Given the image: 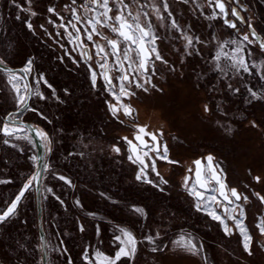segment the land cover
Segmentation results:
<instances>
[{
	"label": "rangeland",
	"instance_id": "1",
	"mask_svg": "<svg viewBox=\"0 0 264 264\" xmlns=\"http://www.w3.org/2000/svg\"><path fill=\"white\" fill-rule=\"evenodd\" d=\"M82 2L77 0L78 4ZM17 3L28 6L25 0H17ZM69 3L70 0H32L31 8L36 16L20 12L16 7L14 13V19L20 16L17 21L22 22L37 46L36 54L27 57L23 67L29 59L33 60L32 73L28 75L31 86L39 87L46 97L41 100L33 96L30 106L36 111H26L21 119L30 115L33 127L46 132L51 141L49 151V146L41 139L45 163L50 165V170L43 174L41 188V223L48 264H86L82 258L85 249L90 257L97 251L113 257L118 248L114 236L120 235V228L130 231L136 237L137 245L131 260L122 257L117 264H264V235L259 234L255 226L256 221L264 218L263 203L256 195L264 196V99L249 103L246 91V87L264 90V80L259 75L243 72L237 76L233 70L225 77L216 71L212 60L219 43L236 39L237 29L241 33L248 32L247 24L237 23V29H230L221 18L206 19L212 12L207 7V0H196L195 3L190 0L188 4L168 0L169 10L181 28L189 35L199 37L203 43L195 45L192 55H185L181 34L170 27L167 19L165 26L160 27L161 22L153 16L160 36L157 45L169 63L156 61L152 78L156 88H149L148 92L134 89L136 95L123 101L132 105V116L121 113L117 119L108 110L106 101H115L104 91L103 79L98 76L96 88L92 87L87 64L80 57V48L68 42L63 29L48 22L51 19L57 25L60 23L47 11L49 7H55L66 23L71 17L64 6ZM197 4L202 7L197 8ZM231 6L238 7L241 16L250 20L257 34L264 39V0H241L240 6L229 0V10ZM1 12L0 3V21ZM26 19L31 21L34 31L26 27ZM102 31L114 38L108 29ZM57 32L61 33L60 37L55 35ZM3 35L1 32L0 52L10 60L16 56L22 40L13 33ZM94 39L98 40L97 37ZM85 43L88 42L85 40ZM251 48L250 63L261 65L264 52L257 45ZM96 59L93 54V60L88 63L95 67ZM96 71L103 70L97 68ZM252 71L264 72V67ZM40 73L52 88L44 83L36 85L34 77ZM117 75L119 73H112L113 78ZM4 80L16 106L8 74L4 75ZM229 83L239 87L240 93L231 92L227 88ZM52 89L59 100L53 97ZM205 104L209 112L204 111ZM138 127H144L149 133H163L162 143L167 145L168 160H156V170L168 181L162 185L163 191L137 181L138 166L127 159L130 150L123 138L134 141ZM8 140V144L3 143L23 157L21 166L27 170L22 178L27 176L28 179L37 168V160L33 159L38 158L35 143L12 137ZM145 140L149 138L145 136ZM113 145L120 148L119 155L112 151ZM138 153L143 156L142 149L139 148ZM150 155L155 156V153ZM208 155H212L213 163L222 169L221 178L227 189L235 188L248 197L246 204L243 200L235 204H242L245 211V224L252 236L250 253L244 250L232 220H227L232 229L229 235L219 221L207 214L214 210L224 215L220 210L222 203H213L211 208L197 211V200L185 187L186 175L190 173L187 170L193 168V161L199 158L204 161ZM144 159L149 162L148 157ZM53 173L70 179L71 185ZM148 173L150 179L158 180L151 168ZM255 177H260V181L257 182ZM0 180L9 181L1 174ZM14 180L15 184L19 182ZM188 185L189 188L194 185L192 179ZM46 188H51L52 193L45 191ZM152 191L162 197L139 204L136 198L144 199L140 195ZM34 196L33 186L18 208V214L0 225V264H42L34 224ZM134 206L144 208L146 215L134 213ZM228 207L231 210L234 205ZM80 225L84 226V231L80 230ZM157 233L159 238L155 244L144 239ZM184 234H190L198 246L203 245L200 255H192L173 244ZM153 247L160 250L153 252Z\"/></svg>",
	"mask_w": 264,
	"mask_h": 264
},
{
	"label": "snow or ice",
	"instance_id": "2",
	"mask_svg": "<svg viewBox=\"0 0 264 264\" xmlns=\"http://www.w3.org/2000/svg\"><path fill=\"white\" fill-rule=\"evenodd\" d=\"M11 2L20 12H27L31 16L37 15L31 8L32 0H25V3L28 5L27 7L17 3V0H11ZM181 2L188 4L190 0H181ZM191 2L195 3L196 0H191ZM231 3L240 6L241 0H231ZM196 7L201 8L202 6L197 4ZM207 7L212 9V12L211 15L205 17L206 19L221 18L224 24L232 29H237V22L245 23L249 29L248 32L244 33L239 32L237 29L238 35L236 39L224 40L219 43L218 49L212 57L216 71L222 73L225 77L228 76L230 70H233L237 76L243 72L249 75H259L260 79L264 80V72L254 73L252 71L253 69L264 67V62L261 65H257L255 62L250 63V58L253 55L251 46L258 45L261 52H264V39H261L257 34L251 21L245 20L241 16L238 7H232L229 10L228 0H207ZM64 10L69 12L71 17L66 23L64 22L65 17L57 12L55 7H49L47 11L55 15L60 20V23L57 25L56 21L51 19L48 22L63 29L64 34L68 38V42L75 43L80 48V57L87 64L92 87L96 88L98 76L103 79L104 91L115 101V103L106 101L108 110L117 119H119L121 113L127 117L132 116L134 111L132 105L130 103L126 104L123 101L124 99L130 100L136 95L134 89L148 92L149 88H156V85L152 82L156 71V61H160L165 65L169 63L161 54L157 45L160 36L157 34L156 25L152 19L153 16L157 21L161 22L160 27L165 26L164 21L167 19L170 22V27L181 34L180 38L185 41L183 49L185 55H192L191 50H195V45L203 43L199 37L189 35L188 32L181 28L173 12L169 10L168 0H83L79 4L77 0H70V3L64 6ZM164 13H167V16ZM201 14L203 15L204 13L202 12ZM229 15L234 19H229ZM16 19L19 20L20 16L17 15ZM25 24L30 31H34L31 21L26 19ZM41 28L43 29L44 26L41 25ZM105 28L113 34L114 38H110L104 34L102 29ZM44 31L47 32V29H44ZM49 35L51 36V34ZM55 35L60 37L61 33L57 32ZM94 37H97L98 40L94 39ZM85 40L88 42L87 44ZM99 41H104V43H100ZM93 54L97 58L95 67L91 63H88V61L93 60ZM74 62L79 63V61ZM6 65L7 61L4 58H0V71L8 74V83L16 97L18 112L9 114L7 119L0 124V135L12 137L17 140L28 139L30 143H33L34 141L28 135L20 136L18 133L34 131L38 138L45 141V145L49 146L48 150L51 151V141L48 139L46 132L38 128L29 130L24 124L18 123L17 121V116L23 111H36L29 104V100L33 96H38L41 100L46 99L43 93L39 91V87L33 88L29 83L25 82L27 76L32 73L33 60L29 59L20 73L8 68ZM97 68L103 71L98 73L96 71ZM113 72L119 73V75L113 78ZM34 80L37 86L44 83L49 88H52L43 73L35 76ZM227 88L236 94H239L241 91L239 87H235L231 83L227 84ZM246 91L248 93L249 103L253 100L264 99V90L257 91L254 90V87H246ZM65 92H67L66 89ZM52 95L59 100V97L56 96L55 89H52ZM204 111H210L207 104L204 106ZM44 118L46 119V117ZM255 126L253 122V127ZM225 130L230 132L231 128H226ZM140 134L150 137V141L144 140ZM162 137L163 133H149L144 127H139L138 134L134 139L140 142L143 156L136 151V145L133 144L132 140H129L127 137L123 138L131 146L132 154L128 155V161L138 166L135 179L143 183L151 184L160 191L164 190L162 185L168 183L160 172L156 170L157 159L168 160V148L167 145L162 143ZM4 143L8 144L9 140H4ZM12 146L16 147V145ZM112 151L119 155L121 150L118 146L113 145ZM150 153H155V156L150 155ZM144 157H148L149 162H146ZM33 159L38 160L35 157ZM205 160L207 161L208 171L204 181L199 179L201 176L199 166L202 161L198 159L194 161V164L197 166L195 170L197 182L189 188L188 180L190 178L186 177L185 187L188 188L189 194L196 198L197 211L211 208L213 203H222L215 194L218 191L219 196L223 197V201L226 202L222 209L224 215H220L214 210L209 211L207 214L212 219L219 221L223 225L225 233L229 235L232 233V229L228 226L227 220H232L235 228L243 238L244 250L250 252L252 236L244 224V208L242 204H235V201L240 200H243L246 204L248 197L242 196L235 188L227 189L226 191V185L221 178L222 169L218 165L213 164L214 157L208 155ZM168 162L174 163V161ZM36 166L37 171L22 183L14 199L6 202L4 207H0V225L7 223L18 214V208L27 198L26 193L32 191L34 184L42 182V172L50 170L48 163L38 162ZM149 168L155 173L158 180L149 178ZM189 171L191 172L193 170L189 169ZM53 175L56 176L55 173ZM56 178L69 185L72 183L70 179L63 175L56 176ZM255 179L257 182L260 181V177H255ZM0 183H10V181L0 180ZM197 185L203 191L196 190ZM209 185L215 186L210 187ZM45 191L52 193L51 188H46ZM256 195L264 203V196H261L259 193H256ZM56 199L59 200L60 198L56 197ZM60 203L63 204V201L61 200ZM77 204H79V201H77ZM228 205H234V207L229 210ZM132 211L141 216L146 215L144 208L141 207L134 206ZM256 228L261 235H264V218L259 219ZM80 230L84 231L83 225H80ZM119 232L120 235L114 236V240L118 242V248L113 257L106 256L100 251H97L90 257L88 249H85L82 258L86 264H117V261L122 257H127L131 260L136 253V237L124 228H120ZM158 238L159 233L155 236H146L144 239L150 244H155ZM173 244L192 255H200L203 251V245L200 244L198 246L190 234L181 235L178 240L173 241ZM42 247H46V245H42ZM59 250L57 249V251ZM158 250L160 249L157 247L152 248L153 252Z\"/></svg>",
	"mask_w": 264,
	"mask_h": 264
},
{
	"label": "trees",
	"instance_id": "3",
	"mask_svg": "<svg viewBox=\"0 0 264 264\" xmlns=\"http://www.w3.org/2000/svg\"><path fill=\"white\" fill-rule=\"evenodd\" d=\"M9 2V3H8ZM1 3V21H0V33L3 32L4 35L14 34L16 37L22 40V43L19 45V49L15 54V57L6 59L4 55L0 52V58H4L7 61V65L10 68L17 69L23 67V64L27 57L36 54L37 46L34 37L30 34L29 31L24 27L22 22H19L14 19L15 6L13 3L6 0H0ZM7 10V11H6ZM6 13V14H5ZM7 15V18H6ZM40 53V52H39ZM4 73L0 71V124L5 119V116L15 111L17 108L15 106V102L13 99V95L11 91L8 89L4 80ZM23 121L30 123L33 125V119L29 115L25 118L23 116ZM10 137L0 135V174L3 178L9 179L10 183L0 184V207H4L6 202H10L14 199L16 193H18L22 183L27 180V176L23 179V175L26 172V168L21 166L24 163L23 157L14 149L9 146H6L3 142L4 140H8ZM19 180L17 184H15V180ZM27 196V193H26ZM144 199L137 197L136 200L139 201V204H143L147 201V199L152 200L153 198L159 199L158 197H162L161 194L156 191H152V193L141 194ZM148 200V201H149ZM34 217H35V230L38 235L37 230V220H36V209H35V196H34ZM167 204V203H166ZM41 210H42V202H41ZM92 210H90L91 212ZM189 218V217H188ZM8 223V222H7ZM6 224V223H5ZM3 224V225H5ZM39 239V236H38ZM40 243V240H39Z\"/></svg>",
	"mask_w": 264,
	"mask_h": 264
},
{
	"label": "water",
	"instance_id": "4",
	"mask_svg": "<svg viewBox=\"0 0 264 264\" xmlns=\"http://www.w3.org/2000/svg\"><path fill=\"white\" fill-rule=\"evenodd\" d=\"M229 1V0H228ZM240 10L243 11V8L240 7ZM234 19V18H233ZM223 21V19H222ZM224 22V21H223ZM239 23V22H237ZM232 29V28H230ZM259 35V34H258ZM260 36V35H259ZM261 37V36H260ZM262 39V38H261ZM258 46V45H257ZM259 47V46H258ZM260 49V48H259ZM8 67V66H7ZM10 68V67H8ZM13 69V68H11ZM24 69V67H21V68H17V69H13L14 71H16L17 73H20V71ZM3 72V71H1ZM4 74H7L6 72H3ZM27 83H29L31 85V81L29 79V76H27V79L26 81ZM32 99V98H31ZM31 103V100H29V104ZM18 112V109H16L15 111H12L10 113H8L6 116H5V119H7V117L9 116V114H13V113H17ZM26 111H23L21 114H19L17 116V121L18 123H22L26 126L27 129H32L34 128L30 123L28 122H25L21 119V116L25 113ZM4 119V120H5ZM139 129V127H138ZM28 133V135L32 138V140L34 141L35 143V146L37 148V154H38V160H37V163L38 162H44L45 163V149H44V146H43V143H42V140L40 138H38L36 136V133L34 131H26ZM137 134H138V131H137ZM143 139L145 140V136L146 135H143V134H140ZM148 137V136H146ZM149 138V141H150V137ZM133 144L136 145V151L138 152L139 151V148L142 149V146L140 144L139 141L135 140L133 141ZM129 145V144H128ZM129 150H130V154H132V151H131V146L129 145ZM198 160V159H196ZM195 160V161H196ZM199 160H201L199 158ZM202 163L201 165L199 166V170L201 172V176L199 177V179L201 181H204L205 179V173H207L208 169H207V161L206 160H201ZM214 164V163H213ZM193 168H190L192 169L193 171H189V169L187 170L188 172H190L189 174L186 175V177H189L190 179L193 180V183L196 184L197 182V178L195 176V170L197 168V166L194 164V161H193ZM215 165V164H214ZM36 171H37V168H36ZM43 174L44 172L41 173L42 177H43ZM189 179V180H190ZM188 180V181H189ZM224 183V182H223ZM210 187L211 186H215V185H209ZM41 188H42V182L39 183V184H34V192H35V209H36V220H37V230H38V236H39V240H40V248H41V257H42V264H48V256H47V249L46 247H42V245H46V239H45V234H44V231H43V228H42V223H41ZM196 190H199V191H203V189H201L199 187V185H197L196 187ZM226 191H227V187H226ZM216 196L217 198L222 202V205L220 206V210L221 212L223 213V205L224 203H226L225 201H223V197H220L219 196V192L217 191L216 193ZM195 198V197H194ZM196 199V198H195ZM234 199V198H232ZM235 202H240V201H235ZM229 206V205H228ZM263 208H264V203H263Z\"/></svg>",
	"mask_w": 264,
	"mask_h": 264
},
{
	"label": "crops",
	"instance_id": "5",
	"mask_svg": "<svg viewBox=\"0 0 264 264\" xmlns=\"http://www.w3.org/2000/svg\"><path fill=\"white\" fill-rule=\"evenodd\" d=\"M262 218V217H261ZM258 223V221H256V223H255V226H256V224ZM244 224H245V211H244ZM246 225V224H245ZM247 226V225H246ZM222 227H223V225H222ZM247 228H248V226H247ZM235 231L239 234V236L241 237V242L243 241V238H242V236H241V234H240V232L235 228ZM249 231V230H248ZM258 233L259 234H261L259 231H258ZM250 234V233H249ZM243 244V243H242ZM251 246V245H250ZM247 253H250V252H247Z\"/></svg>",
	"mask_w": 264,
	"mask_h": 264
},
{
	"label": "flooded vegetation",
	"instance_id": "6",
	"mask_svg": "<svg viewBox=\"0 0 264 264\" xmlns=\"http://www.w3.org/2000/svg\"><path fill=\"white\" fill-rule=\"evenodd\" d=\"M232 8V6L230 7V9ZM229 19H233V17H231L230 15H229Z\"/></svg>",
	"mask_w": 264,
	"mask_h": 264
},
{
	"label": "bare ground",
	"instance_id": "7",
	"mask_svg": "<svg viewBox=\"0 0 264 264\" xmlns=\"http://www.w3.org/2000/svg\"><path fill=\"white\" fill-rule=\"evenodd\" d=\"M179 96V95H178ZM177 98H180V97H177ZM179 99H177V101H178ZM180 112H181V110H180ZM181 115V114H180ZM179 118V117H178Z\"/></svg>",
	"mask_w": 264,
	"mask_h": 264
}]
</instances>
